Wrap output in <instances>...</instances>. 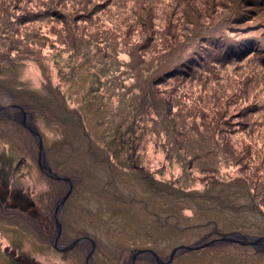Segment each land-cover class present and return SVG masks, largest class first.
Instances as JSON below:
<instances>
[{"label":"rangeland","instance_id":"rangeland-1","mask_svg":"<svg viewBox=\"0 0 264 264\" xmlns=\"http://www.w3.org/2000/svg\"><path fill=\"white\" fill-rule=\"evenodd\" d=\"M13 1L12 5L15 7L17 0ZM143 1L82 0L80 4L70 6V3H66L64 7H61L58 0H46V5L56 10L58 16H53L56 12L49 10L42 20L28 26L18 25V23L24 21L23 18H30V12H34L32 6L28 4L20 12L14 11L11 7L12 14L11 17H8V29L17 28L19 31L31 33V36L37 38L39 43L33 54L27 46L25 47L27 44H24V36L10 35L5 39V43L10 40L15 46L18 44V40H21L22 46L21 50L17 52L6 49L11 52L7 53L9 56L5 55V48L0 45L1 51L4 53V56L0 57V87H6L10 91L25 95L24 97L30 101V104L23 107L20 104L1 101L3 98L0 95V108L11 106L0 113V119L3 117L13 119L25 129L20 123L23 120L21 111L28 115L41 137L43 155L49 168L57 176L69 179L65 174L51 168L52 160H49L50 156L47 152L51 148L56 154L58 153L57 157L60 158L61 147L71 143V146L81 154L79 150L81 147L77 143L79 136L74 131L77 128L76 122L80 120L84 126L83 132L91 136L94 147L98 143L103 145L104 142H108L117 125L116 119L113 118V115L118 113L117 108L113 109L116 106V98L113 96L121 91L120 89L115 92L111 91L110 85H107L106 82L116 80L118 86L124 88L141 83L147 84V92L145 88L140 92L142 98H145L149 92H158L157 96L164 100L161 105L171 102L172 114L177 112L178 118L183 115V112L193 110L191 103L186 100L187 98L196 105L197 108L193 110L195 113L202 109L198 107L199 103L212 107L210 110L217 113L216 120L218 123H223V128L229 133V142L237 148L235 150L251 151L250 154L245 153L241 157L240 166H236L237 164L233 162L228 169H221V174L216 175L215 178H210L209 175L198 170L182 171L177 156H173L174 159H172L167 154L171 151L170 145L174 146L172 138L162 132L163 128L158 129L152 123L144 124L140 134L134 136L139 137L136 141L137 146L136 142L131 143L134 149H138L135 163L142 168V173L129 174L128 169H122L120 176L113 175V179L117 180L114 185L110 184V176L107 178L108 172L106 173L101 167L93 166L89 171L86 169L88 176L93 178L91 179L93 183L99 185L101 182L103 184L101 187L121 197L124 205H110L109 203L102 205L83 192L73 201V205L76 206L74 214L62 206L58 213L61 227L58 239L60 247L68 245L74 239L83 238L84 240L72 249L60 252L53 248L52 243L56 233L54 210L57 201L66 193L68 184L63 180L50 178L40 169L38 164L39 148L29 131L25 129L30 137L24 136L20 132V139L25 144L21 145L23 149L17 150L0 134V195H5L6 189L9 192L21 190L31 202L28 207L34 205L32 209L36 212L35 218L26 214L16 217L17 212H6L5 218L1 219L0 217V264H16L17 259L21 257H27L33 264H85L86 256L92 249L91 241L94 244V251L90 258L92 264H128L134 251L147 249L152 250L165 261L175 247L193 246L202 239V243L211 239H220V235L216 234L218 232H237L249 236L264 237V219L260 214L249 211L245 206L250 203L251 197H249V193L242 183L243 179H241L243 177L241 172L249 173L252 169L264 173V149L261 154L263 163L254 157L258 146H264V128L260 125V119L264 122V118L259 117H264V115L251 107L254 105L253 102L245 105L247 98L242 97L246 93L242 75H248V73L240 72V70L244 69L243 71H245L255 63L242 60L240 61L241 66L238 67L233 64L236 62H232L226 70H222L219 66L212 67L208 74L210 78L199 79L197 83L194 80L188 82L181 78L168 80L162 72L155 74L156 70L151 74L146 72V67L156 64V62L153 59L151 64L149 62L151 59H148L145 52L153 50L157 56L163 54L158 50L161 46H158L159 40L156 33L161 32L165 24L162 20L151 19L148 23L150 28L147 27V24L141 20L145 17H140V13L134 8L136 4ZM145 1L147 4L150 3L148 5L152 9L156 8L154 11L163 14L164 8L174 0ZM213 1L215 5L225 2V0ZM147 4H144L143 9L147 8ZM118 7L123 9V14L126 16L125 25L136 18H132L133 14H137L138 19L142 21L141 24L145 25L148 31L146 42L145 36L135 37L132 34L134 28L130 26L131 24H128L129 28L126 27L128 25L125 26L126 28L121 27L127 36L120 34L114 37L112 30L101 28L85 34L88 22L94 21L93 18L100 20L107 28L110 24L107 22L111 17L110 13H119ZM195 8L196 10L190 9L184 12V19L187 22L181 26L189 29L188 22L197 24V19L199 24L202 23L201 30L196 38H192L193 41L198 38L200 45H202V41H206L204 38L216 42L220 39L230 43L234 41L236 36H231L222 27L228 21H221L220 17H215L214 14H208L209 17L205 18L204 15H208L203 12H199V15L196 14V18H194L192 12L197 11V6ZM241 9L244 10L243 6ZM238 10L234 5L229 16L234 17ZM169 11L171 10L167 12ZM78 13L83 15V19L87 18L90 21H76ZM202 13L204 15H200ZM171 14L169 28L182 17L174 9ZM15 15L22 16L20 21L12 18ZM46 18L51 19L45 20ZM236 18L229 21L228 27L231 26V23L245 21L246 25L244 24L245 26L242 25V27H247L249 30L262 29L254 34L261 36L264 41V10L260 12L259 10L248 11ZM199 24L197 25L199 26ZM233 25L234 27L229 30H239L240 35L243 34V30L246 31V29H242L240 32L241 26ZM67 26H77L80 33L77 36H93L92 39L98 37V40H92L91 48H87L89 44L85 46L83 40L80 41L81 46H77L78 40H76L73 43L80 48V53L74 55L64 46L43 37L50 33L56 35L59 33L64 36ZM5 29L6 27L0 26L2 33L5 32ZM100 36L103 37V42L99 40ZM246 38L247 36H241L238 40ZM165 40L167 39L165 38ZM99 42H101V46H98ZM128 51L134 57L132 61L135 64V74L128 71L126 68L128 66L125 65L128 61L124 54ZM105 54H109V58H106ZM255 61L259 64L257 60ZM119 62L120 64H118ZM115 70L118 72L114 73ZM158 72L160 71L158 70ZM95 74L103 82L100 95L104 96L96 98V102L94 101V87H98L94 83ZM157 78L161 81L160 85H156ZM238 87L240 90L235 91ZM133 93L137 94L138 91ZM212 96L219 98L217 102L213 101ZM118 99H120L119 96ZM196 99L199 103L195 101ZM32 101L36 103H32ZM123 101L126 103L127 99L123 97ZM51 102H55L63 110H66L68 115L61 116ZM47 103L53 106L50 112L45 109ZM32 107H37L39 113L29 112L28 110ZM128 107L130 108V106ZM111 109L114 110V113ZM162 111L166 112V110ZM187 114L184 113V115ZM57 118L61 119V122L66 121L60 125L56 123ZM180 120L187 124L186 120L190 122L191 118L184 117ZM157 130H161V132L158 133ZM196 140L198 139L193 142ZM177 141L182 142L175 138V142ZM170 154L172 157V153ZM250 156H253V160H248ZM55 157L54 155L53 158ZM123 158L120 155L119 163L130 168L129 162ZM21 160H24V163L14 170L15 165ZM61 162H65V160ZM211 165L215 166L214 162ZM61 182L66 184H63V195H60L63 189ZM88 183L90 182L87 181L86 184ZM70 184L72 185L71 181ZM191 197H200V200L195 202ZM7 205H11L10 200L7 201ZM144 208L148 214H151L148 217L149 220L145 219L148 215L143 216L142 209ZM262 212L264 213V210ZM46 214L50 217L48 221L45 217ZM11 215L15 217L11 219ZM153 215L156 218H153ZM48 227L50 230L45 231ZM75 233H79L81 236L78 237L74 235ZM233 238L243 241L238 237ZM262 250L256 251L251 246L237 243L220 242L198 250L182 251L175 255L169 264H264V248ZM134 264H156V262L145 254L139 256Z\"/></svg>","mask_w":264,"mask_h":264},{"label":"trees","instance_id":"trees-1","mask_svg":"<svg viewBox=\"0 0 264 264\" xmlns=\"http://www.w3.org/2000/svg\"><path fill=\"white\" fill-rule=\"evenodd\" d=\"M61 3V7H64L66 3H70V6L73 4H80L82 3V0H58ZM13 0H0V26L6 27L4 30L5 32L0 31V45L6 49H11L12 51H20L21 50V40H18V44H15L13 46V43H11L10 40H8L7 43H5V39L8 38L10 35L19 36L25 38L24 44L25 47L27 46L28 49L34 54L35 47L39 43L37 38L32 37L31 33L28 34L25 31H19L17 28L12 30L8 29V23L9 18L11 17V7L14 9V11H22L23 8H25L26 5H31L32 10L34 12H30L29 17L30 18H23L21 23H18V25H30L35 22H38L42 20L43 17H45L46 12L51 9L46 5V0H17V5L13 7L12 3ZM19 2V3H18ZM144 4H147V2L144 0L142 3L136 4L134 8L140 13V17L144 16L145 18L141 19L143 22L147 24V27L150 28L148 25L149 21L152 19L162 20L164 21V28H162V31L159 33H156L157 39L159 40L158 46H161L158 50L162 51L163 54L160 56L155 55V52L153 50L146 51V55L148 56V59H151L149 61L151 64L153 63L152 60L156 62V64L149 65L146 67V72H154L156 73H164V76H166V79H172L174 78H181L184 80H188V82L193 81L198 82L199 79H209L210 75L209 72L211 71L210 68L212 67H221L222 70H226L227 66L229 64H232V62L238 67H240V61L246 60L250 63L253 62V66L249 67V69H241L240 72L248 73V75H242V79L244 82V88L246 89L245 95H242V97H246L245 105L253 102V109L256 110V112H259L260 114L264 115V41H262L261 36L255 35V32H259L262 30L259 28L258 30L255 29H247V27H242L246 25L245 21H241L240 23H231V26H229V21L233 19H237V16H241L242 14L246 12H254L256 10L263 11L264 10V0H225V2H220L215 5L213 0H174L172 3H169L166 8L163 10V14L159 11H154V6L150 7L147 4V8H144ZM236 6L239 10L236 11L237 15L229 16V12L232 10L233 6ZM197 11L192 12L194 14V18H196V14L199 15V12H203L204 14H214L215 17H220L221 21H228L226 24H224L223 29L227 30V33H230L231 36H236L234 38V41L231 43L226 40L220 39L218 42L215 40H208L202 41V45H200L198 42V38L193 41L194 38H196L201 30V24L198 23H190V28L186 29L184 27H181L183 23H186L184 17V12L191 10ZM243 6L244 10L241 9ZM199 7V11H198ZM16 8V9H15ZM125 8V7H124ZM133 8V7H132ZM140 8V9H139ZM218 8L220 12L218 13ZM131 9V8H130ZM176 10V12L180 13L182 17H180L179 20H175V25L172 27H168V25L171 22L172 18V10ZM118 10H120L119 13H110L111 17L109 20H107L109 26L106 28L103 23L100 20H97L96 18H93L94 21H90L87 18L83 19V15L79 13V15L75 20H83L84 22H88L87 26V33L94 31L95 29L101 28V29H109L112 30V35L115 37L116 35L123 34V36H127L126 33L123 32V28H129L128 24H131L130 26L133 27L134 32L132 33L135 37H142L145 36V42L147 41L148 37V31L145 25L141 24V20L138 19L137 14H133L132 19L130 20V23L126 24V16L123 14V9L121 7H118ZM168 10H171L167 12ZM56 13H54L53 16H58V12L54 10ZM128 11V10H127ZM158 12V13H157ZM200 15H204V14ZM94 14V13H93ZM92 15V14H91ZM90 15V16H91ZM89 16V17H90ZM109 16V15H108ZM167 16V17H165ZM205 18H208V16H205ZM233 17V19H232ZM12 18L16 19V21H20L22 18L21 15H15L12 16ZM51 19V18H49ZM46 18L45 20H49ZM107 19V18H106ZM173 20V19H172ZM185 21V22H184ZM220 21V22H221ZM68 23V22H67ZM212 23V20H211ZM215 23V22H214ZM213 23V24H214ZM233 24H239L240 32L242 29H246V31L243 30V34H239V30H229V28L234 27ZM245 24V25H244ZM126 26V27H125ZM33 28V27H32ZM187 30V31H186ZM223 30V31H224ZM12 33V34H10ZM65 35L61 36V34H53L50 33L49 35H44L43 37L46 40H53L56 44L62 45L68 50L72 51L74 55H78L80 53V48L77 46H81V42L86 46L87 48H91L93 46L92 40H98L97 38H93V36H84L79 35L78 27L77 26H67V29L64 31ZM229 34V36H230ZM261 34V33H260ZM129 36V35H128ZM241 36L246 37V39L238 40V38H241ZM39 37V35H38ZM52 38V39H51ZM165 38L167 40H165ZM193 38V39H192ZM103 37H99V40L103 42ZM192 39V40H190ZM201 39V38H200ZM76 40H78V44L76 46L75 43ZM124 38L122 39L123 43ZM41 41V40H40ZM191 41V43H190ZM42 42V41H41ZM101 42H99L98 46H101ZM29 43V45H28ZM248 43V44H247ZM123 45V44H122ZM24 46V45H23ZM30 47V48H29ZM98 48V47H97ZM7 53H11L8 50H6L7 56H9ZM117 53V52H116ZM106 58H109V54H105ZM124 55L127 56V61L125 63L127 70L131 73L135 74L134 69V57L131 55L130 51L126 52ZM4 56L3 51H1L0 47V57ZM258 61L259 64L256 63ZM120 64V62L118 63ZM234 65V67H235ZM117 67V66H116ZM232 67V68H234ZM160 72H158V70ZM236 69V68H234ZM118 72L117 70L114 71V73ZM102 75V74H100ZM112 75V74H111ZM132 75V74H130ZM208 76V77H207ZM100 77L95 74L94 75V83L97 85L98 88L94 87V101L96 102V98H103V95H100L101 91V85H103V82L99 80ZM110 79V78H109ZM146 80V79H145ZM161 81L159 78H157L156 85H160ZM106 84L110 85L111 91L115 92L117 89H120V93L115 94L113 97L116 98L115 103L116 106L113 107L117 108L116 114L113 115L114 121L117 123L116 130L113 129L112 136L110 137V140L108 142H104L103 145L96 144L94 147L92 145L91 136H89L86 132H83L84 126L82 124V121L76 122L77 128L74 130L77 135L79 136L77 138V143L81 147L79 150L81 151V154L78 153L73 146H71V143L69 145H63L61 147V153L60 158L57 157L58 153L56 154L53 149L50 148V151L47 152V154L50 156L49 160H52L50 163L51 168L55 169L56 171H60L59 173L65 174V176L69 177L71 183H72V192L68 199L64 203V208L66 210H71L74 214L76 206L73 205V201H75L76 197L83 194V192H86L91 199L94 201H98L102 205L110 204V205H124V201L121 199V197H118V195L107 191V189L102 188L103 184L99 182V185H96L92 182V177H89L86 169H89L93 166L95 167H101L108 172V176H110L111 181L110 184H116L117 180L113 179V175L116 174L117 176H120L122 169H128L129 174L132 173H142V168L138 166L135 162L137 159V150L134 149L133 144L135 143L139 137H134L138 134H140V131L143 128V125L146 123H152L158 127V129L161 127L163 128L162 132L166 134L167 136H170L172 138L173 145H170V153H172V157L170 153H167L170 158L174 159L173 156H177V160L180 162V169L182 171L188 170V171H195L198 170L199 172H203L210 176V178H215L216 175L221 174V169H228L231 167L230 165L234 162L237 164L236 166H240L241 157L245 155V153L250 154L251 151H238L236 146L232 145V143L228 140L229 133L225 131L223 128V123H218L217 113L211 111L212 107H208L207 105L203 103H199L198 99L197 103H199L198 107L202 108L201 110L196 111L197 113L193 112L197 107L194 105V102L190 99H186L188 102L192 105V111H186L183 112L178 118V114L173 113L172 114V103L161 105L164 100L161 99V97L157 96L158 92H149L147 93L145 98H142L140 96V92L146 90L147 92V84H141L137 85L134 84L130 87L124 88L123 86H118L117 81H109ZM136 88V89H134ZM240 90V88H236L235 91ZM137 92V94L133 92ZM0 95L2 96L1 101H6L10 104H20L25 105L30 104V101L27 100L25 95H22L16 91H10L6 87H0ZM118 96L120 99H118ZM52 97H58V96H52ZM123 97L127 99V102L125 103L123 101ZM149 97L150 99H148ZM167 98V97H166ZM87 99V96H86ZM85 99V101H86ZM90 99V98H89ZM93 100V98H91ZM212 99L214 102H217L219 99L217 96H212ZM240 99V98H239ZM37 100V99H36ZM176 101V99H174ZM38 101V100H37ZM243 101V100H242ZM39 102V101H38ZM3 103V102H2ZM32 103H36L35 101H32ZM41 103V102H40ZM53 106L56 108V111L60 112L61 116L65 117V115H68L66 110H63L60 106H58L55 102H51ZM196 103V104H197ZM52 104L47 103L45 104L47 107L45 108L46 111L50 112L52 109ZM98 104H100V101H98ZM127 106H130V108ZM126 107V108H125ZM98 108V107H97ZM111 109V111L114 113V110ZM162 110H166V112H163ZM29 112H35L39 113V110H37V107H32ZM77 113V112H76ZM184 113H188L187 115H184ZM56 115V114H55ZM53 115V116H55ZM52 116V115H51ZM259 116V115H258ZM34 117V116H33ZM184 117H190L191 120H186L187 124H185L182 120ZM264 118L263 116H259ZM198 119V121H196ZM66 120H63L61 122V119L56 120V123L62 125L63 122ZM260 125L264 128V122L262 119H260ZM0 127L2 130L0 131V134L3 135V139L8 141L9 144H12L14 149H23L21 147L22 143L25 144L20 139V132L23 133L24 136H29L25 129H23L19 124L16 123L13 119L3 117L0 119ZM223 128V129H222ZM136 129V130H132ZM158 133L161 132V130H157ZM264 135V134H263ZM30 137V136H29ZM75 138V135H73ZM134 137L133 140H131ZM27 138V137H26ZM175 138L182 142H175ZM198 139L193 142V140ZM19 140L20 142H18ZM189 141H191L189 143ZM193 142V143H192ZM69 143V142H66ZM194 145H192V144ZM136 142V146H137ZM200 144V145H199ZM255 146V143H254ZM228 148V149H227ZM264 149V146H258L257 153H255V158L259 159L261 163H263L261 154ZM252 150V149H251ZM184 154L183 156L181 154ZM52 154V155H51ZM56 156L53 158V156ZM120 155L125 158L129 162L130 168L125 167V164H121L120 162ZM124 155V156H123ZM200 155V156H199ZM24 157L22 156V159ZM123 158V159H124ZM65 160V162H61ZM248 160H253V156L248 157ZM208 161V162H207ZM214 162L215 166H212L211 163ZM24 163V160L19 161L15 165V169L17 170L19 166ZM19 164V165H18ZM263 165V164H262ZM242 167V166H241ZM53 169V170H54ZM241 179L242 183L249 193L250 203L246 204L245 206L249 211L256 212L257 214H260L264 219V213L262 210H264V173L259 172V170L252 169L249 173L244 172L242 173ZM88 178V179H86ZM122 178V177H121ZM120 178V179H121ZM239 179V180H241ZM90 182L86 184V182ZM62 184V191L60 195H63L64 190V184ZM64 184V185H63ZM177 191V190H176ZM9 196V197H8ZM200 197L192 198L191 199L195 202H198ZM258 199V200H257ZM10 200L11 205H7V201ZM256 200V201H255ZM30 201L28 200L27 196L22 192L21 190H17L14 192H9L8 189L5 190V195H0V217L1 219L5 218L6 212H17L16 217L23 216V214L30 216L31 218H35L36 212L32 209L34 205L30 206ZM72 208V209H71ZM104 208V207H103ZM101 208V210H103ZM100 210V211H101ZM146 209H142L143 216L145 219L149 220L148 217L151 216V214H148ZM135 211V210H134ZM15 215V214H13ZM15 216L11 215V219H13ZM48 219L50 218L47 214L45 216ZM155 215H153V218ZM156 218V217H155ZM156 222V221H153ZM94 225V224H93ZM186 230V228H183ZM50 230V227L45 229V231ZM67 231V230H66ZM69 231V230H68ZM73 231V230H72ZM74 233V231H73ZM67 237V234H65ZM74 235L80 237L79 233H75ZM85 235V234H83ZM104 256V255H103ZM107 258V256H105ZM104 257V258H105ZM16 264H33L27 257H21L17 259Z\"/></svg>","mask_w":264,"mask_h":264},{"label":"water","instance_id":"water-1","mask_svg":"<svg viewBox=\"0 0 264 264\" xmlns=\"http://www.w3.org/2000/svg\"><path fill=\"white\" fill-rule=\"evenodd\" d=\"M11 106H6V107H2L0 108V113L3 112L4 110L10 108ZM23 120L20 121L21 125L27 130L29 131V133L33 136L38 148H39V167L42 171H44L46 173L47 176H49L50 178L54 179V180H63L65 181L68 185H67V191L66 193L57 201L56 203V207L54 210V221H55V226H56V233H55V237L53 239V248L57 251L60 252H66L70 249H72L75 245L79 244L80 242H82V240H84L83 238H78V239H74L72 240L68 245L64 246V247H60L59 243H58V239L60 237L61 234V227H60V223L58 221V213L60 208L63 206L64 202L66 201V199L68 198L70 192H71V188L72 185L70 184L69 179H67L66 177H62V176H57L55 173H53L51 171V169L49 168L46 159L44 158L43 155V148H42V141H41V137L38 134L35 126L33 125L31 119L28 117V115H26L24 112L21 111ZM29 119H28V118ZM28 119V120H26ZM218 235H220V239H211L205 243H202V240L200 242H198V244L193 245V246H185V245H181L178 247H175L172 251L171 254L169 255L167 260H162L160 259L152 250H136L134 251V254L131 256L129 263L128 264H134L135 261L137 260V258L141 255H148L149 257H151L152 259H154V261L156 262V264H169L175 255L179 254L182 251H193V250H198V249H202V248H206V247H210L213 245H216L217 243L220 242H229V243H237L243 246H251L252 248H254L256 251H263L262 249L264 248V237H258V236H249V235H245V234H241V233H237V232H232V233H216ZM233 237H238L240 239H242L243 241H239ZM206 238V237H204ZM92 244V249L88 252L86 259H85V264H91L90 263V258L91 255L94 251V244L91 241Z\"/></svg>","mask_w":264,"mask_h":264},{"label":"flooded vegetation","instance_id":"flooded-vegetation-1","mask_svg":"<svg viewBox=\"0 0 264 264\" xmlns=\"http://www.w3.org/2000/svg\"><path fill=\"white\" fill-rule=\"evenodd\" d=\"M92 264V263H91Z\"/></svg>","mask_w":264,"mask_h":264}]
</instances>
